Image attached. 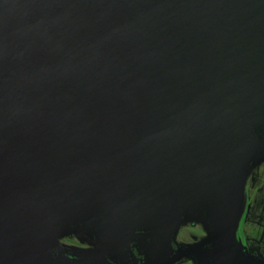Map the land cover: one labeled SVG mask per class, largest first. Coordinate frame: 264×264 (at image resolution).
Segmentation results:
<instances>
[{
    "label": "water",
    "instance_id": "water-1",
    "mask_svg": "<svg viewBox=\"0 0 264 264\" xmlns=\"http://www.w3.org/2000/svg\"><path fill=\"white\" fill-rule=\"evenodd\" d=\"M263 154L264 0H0V264H240Z\"/></svg>",
    "mask_w": 264,
    "mask_h": 264
},
{
    "label": "rangeland",
    "instance_id": "rangeland-1",
    "mask_svg": "<svg viewBox=\"0 0 264 264\" xmlns=\"http://www.w3.org/2000/svg\"><path fill=\"white\" fill-rule=\"evenodd\" d=\"M261 194H264V154L259 162L251 168L245 179L242 212L236 228V237L241 249L250 253L252 247L256 255H258L257 258L264 264V208L254 211L250 207L253 206L251 205L252 203L255 204V195L258 197ZM245 214H250V218H247ZM194 234L203 235L202 225L184 222L177 233L176 239L178 242H189L192 241L191 235ZM255 238H257L258 242ZM62 241H66L67 243L65 244L73 248L87 247L79 242L76 237L66 236L62 238Z\"/></svg>",
    "mask_w": 264,
    "mask_h": 264
},
{
    "label": "flooded vegetation",
    "instance_id": "flooded-vegetation-1",
    "mask_svg": "<svg viewBox=\"0 0 264 264\" xmlns=\"http://www.w3.org/2000/svg\"><path fill=\"white\" fill-rule=\"evenodd\" d=\"M255 197H256V195H255ZM255 197H254L255 204L252 203L251 205H253V206H250V207L254 211L255 210H261L262 208H264V194L258 195V197H256V198ZM245 215L247 218H250V216H251L250 214H245ZM189 223H191L193 225H196V224L198 225V223H192V222H189ZM202 228H203V226H202ZM191 237H192V241L185 242V243L178 242L177 239L175 238L173 240V247L175 249L189 248V246H192V245L198 243L199 241H201L203 238H205L206 237V231L203 228V235L202 236H198V235L194 234V235H191ZM255 240L258 242L257 238H255ZM62 243L65 244L67 242L62 241ZM84 246H87V245H84ZM242 252H243L244 260L240 264H262L260 262L259 258H257L258 255H256V252L252 247H251L250 253H247L243 250H242ZM168 264H196V261L192 257H189L186 254L178 255V253H175V255L172 257V259L169 261Z\"/></svg>",
    "mask_w": 264,
    "mask_h": 264
}]
</instances>
